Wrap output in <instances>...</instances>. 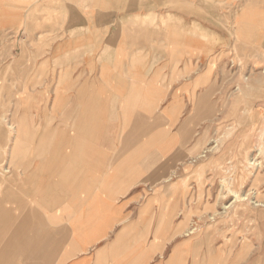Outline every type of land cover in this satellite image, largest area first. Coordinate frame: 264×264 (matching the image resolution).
<instances>
[{"label":"crops","instance_id":"0c3cea01","mask_svg":"<svg viewBox=\"0 0 264 264\" xmlns=\"http://www.w3.org/2000/svg\"><path fill=\"white\" fill-rule=\"evenodd\" d=\"M247 1L0 0V264H264V220L190 216L179 183L254 111L227 78Z\"/></svg>","mask_w":264,"mask_h":264},{"label":"rangeland","instance_id":"374dc122","mask_svg":"<svg viewBox=\"0 0 264 264\" xmlns=\"http://www.w3.org/2000/svg\"><path fill=\"white\" fill-rule=\"evenodd\" d=\"M263 1L264 0H248L245 8L243 7V11L247 8L254 9L253 7L259 8L260 10L261 6H264ZM253 2H260V3L258 6H253L252 5ZM249 5H251V7H249ZM236 8H240V5L237 4L236 6H234V9ZM253 93H254V96H253L252 106H254L253 107L254 111H251V112L245 111L242 113L241 112L237 113V117H238L237 126L232 129L228 127L229 126L228 125L229 116H227L226 121H225L227 122L226 123L227 127L222 128V129L217 128V130L211 129L209 134L207 133L205 134L206 135L205 137L207 138L205 137L202 138L203 143H201L202 141L201 139L198 140L199 142L197 141L195 148L191 150V152L185 154V158L189 157L187 158V161L185 160V163L189 164L190 175L188 177L187 176L185 177L186 179L183 181V183L182 181H180L179 183H181L182 185L181 187H190V207H191L190 216H195L198 219H203L202 216L200 215L202 212H208L207 214L213 211L222 212L223 210L221 209V207L225 204H229L233 200L231 197L228 196L229 194L228 190L232 189V191H240V190L248 191L249 189L254 188V187H251L250 185L251 181L249 182V180L245 179L244 173L242 172V168L238 167L239 166L238 162L243 161L242 160L243 156L252 157L258 152L256 150H260L261 157H260L259 162L262 163L261 164L262 168L259 171L261 172L260 174L262 176L261 179L264 177V134H261V132L264 131V113L260 114L262 116L256 115L257 109L260 108L259 104H262L264 102V96H263L264 88H256L253 90ZM247 131H248V134H246ZM236 132L237 134H235ZM220 134H222V136ZM216 140L218 141V144H219L218 151H213L212 153L207 154L206 158L197 160L196 158L204 152V149H207L213 146L212 141H216ZM227 151L229 154L227 153ZM220 155L223 158H222V161H220L221 164L217 166L216 168L215 166H212L211 162L221 157ZM227 161L230 162V164L231 163L232 164L226 165ZM4 163H6V160L5 159L1 160V164H4ZM211 167L213 168L215 167V170ZM219 167L221 171L219 170ZM13 168H11V170ZM216 169H218V172ZM11 174L12 173L10 171V173L7 174L6 176L8 177ZM256 186H257L256 187L257 193L263 197L264 196V178L263 180H260L256 184ZM223 196H225V198ZM203 201H206L207 203L205 207L201 208L200 205L203 203ZM208 202H211V203L208 204ZM236 206L232 208V213L230 214H233L234 216L233 218L240 217L239 219L241 218L245 219L246 216L242 214L241 207L240 206L236 207ZM237 213H238V216H235ZM253 219L255 221L253 225V231L262 230L261 229L262 224L257 223V222L262 221L260 217L257 216V217H254ZM211 222H215V221H211ZM196 226L197 225H195V227Z\"/></svg>","mask_w":264,"mask_h":264},{"label":"bare ground","instance_id":"6f19581e","mask_svg":"<svg viewBox=\"0 0 264 264\" xmlns=\"http://www.w3.org/2000/svg\"><path fill=\"white\" fill-rule=\"evenodd\" d=\"M264 2V1H263ZM262 2V3H263ZM260 2H253L252 5L253 6H258ZM251 4V3H250ZM264 5V3H263ZM249 7H251V5H249ZM254 9H250L247 8L246 10L248 11L247 14V29H246V35L243 34V28L242 26L246 25V22H243L242 24L238 23V27L239 30L237 32V42L236 45L233 47V53H232V57L230 58L227 65L231 66V73L228 72V74H233V75H228L227 78L231 79V82L234 79H237V82H235L234 85V90L236 92H243L245 89H250V90H254L256 88H264V67L262 68H256L257 63L261 62L264 63V37H263V33H264V12L261 11V9L259 10V8H255ZM235 19V18H234ZM233 19V20H234ZM237 20V19H236ZM234 25V23H233ZM136 27V26H135ZM144 29V28H143ZM232 30V29H231ZM235 30V29H234ZM206 38L208 37V34H206ZM233 37V36H232ZM219 38V37H218ZM234 39V38H233ZM144 40V39H143ZM207 41H209L208 39H206ZM133 41V40H132ZM211 41V40H210ZM140 44V43H139ZM141 46V45H140ZM136 54V53H135ZM231 57V56H230ZM224 60V59H223ZM253 61V62H252ZM223 62V61H222ZM252 62L253 66L252 68H248L247 64ZM208 63V62H207ZM216 64V63H215ZM150 65V64H149ZM215 67V66H214ZM206 69V68H205ZM153 70V69H152ZM214 70V69H213ZM250 70V71H249ZM212 73V72H211ZM214 73V72H213ZM212 73V74H213ZM223 74V73H222ZM227 75V74H226ZM231 77V78H230ZM213 81V80H212ZM211 83V82H210ZM225 84V83H224ZM213 85H210V87H212ZM223 87V86H222ZM208 88V87H206ZM220 88V87H219ZM206 90V89H205ZM219 90V89H217ZM215 93V91H214ZM233 93V92H232ZM219 94V93H218ZM244 96V95H243ZM264 96V95H263ZM230 98V97H229ZM111 99V98H110ZM211 99V98H210ZM213 99V98H212ZM218 100V99H217ZM220 101V100H219ZM202 102V101H201ZM210 103V102H209ZM244 103V102H243ZM161 104V103H160ZM208 104V103H207ZM222 108V107H221ZM201 109V108H199ZM246 109V108H245ZM253 110V109H251ZM249 112V111H248ZM251 112V111H250ZM259 112L257 111L256 115H258ZM263 114V113H262ZM211 115V114H210ZM219 115V114H218ZM247 115V114H246ZM245 118V117H244ZM83 120V118H82ZM243 120V119H242ZM247 120V119H246ZM87 121V119H86ZM210 122V121H209ZM245 122V121H244ZM224 123V122H223ZM243 123V122H242ZM209 124V123H208ZM249 124V123H248ZM260 126V125H259ZM210 128V127H209ZM239 129V128H238ZM261 131V130H260ZM259 131V132H260ZM224 133V132H223ZM138 134V133H137ZM205 134V133H204ZM230 134V133H229ZM261 134H264V131L261 132ZM222 136V134H220ZM219 135V136H220ZM204 136V135H203ZM206 136V135H205ZM204 136V137H205ZM226 136V135H225ZM203 137V138H204ZM228 137V136H227ZM230 137V136H229ZM263 137V136H262ZM1 138V137H0ZM88 138V137H87ZM201 138V137H200ZM207 138V137H205ZM55 139V138H54ZM82 139V138H81ZM198 139V138H197ZM202 139V138H201ZM218 139V138H217ZM66 140V139H65ZM206 140V139H205ZM212 140V139H211ZM2 141V140H1ZM43 141V140H42ZM49 141V139H48ZM193 141V140H192ZM3 142V141H2ZM36 142V141H35ZM77 142V141H76ZM195 142V141H194ZM199 142V141H198ZM211 142V141H210ZM42 143V142H41ZM65 143V142H64ZM80 142L78 141L77 144H79ZM201 143H203V140L201 141ZM258 143V142H257ZM5 144V143H4ZM7 144V143H6ZM40 144V143H39ZM44 144V143H43ZM42 144V145H43ZM73 144V143H72ZM86 144V143H85ZM193 144V143H192ZM213 146H211L210 148L204 149V152L199 155L196 159L200 160L203 158L207 157V154L212 153L213 151H218L219 148V144L218 141H212ZM60 145V144H59ZM33 146V145H32ZM67 146V145H66ZM75 146V145H74ZM207 146V145H206ZM263 146V145H262ZM49 147V146H48ZM58 147V146H57ZM56 147V148H57ZM78 147V146H77ZM85 147V146H84ZM143 147V146H142ZM146 147V146H144ZM192 147V145H191ZM231 147V145H230ZM235 147V146H234ZM38 148V145L37 147ZM69 148V147H68ZM148 148V147H147ZM188 148V147H187ZM227 148V147H226ZM61 149V148H60ZM74 149V148H73ZM85 149V148H83ZM232 149V148H231ZM235 149V148H234ZM251 149V148H250ZM260 149V148H259ZM263 149V148H262ZM144 150V149H143ZM142 150V151H143ZM193 150V149H192ZM225 150V149H224ZM223 150V151H224ZM36 151V150H34ZM45 151V149H44ZM229 151V150H228ZM227 151V153H228ZM258 151L254 156L250 157V156H243L242 160L243 161H239L238 162V167L242 168V172L244 173L245 179L249 180V182L251 181L250 185L251 187H254L253 189H249L248 191H244V190H240V191H229L228 196L231 197L233 200L229 203V204H225L221 207V209L223 210L222 212H218V211H213L210 212L209 214H207L208 212H202L200 215L202 216V218H207L210 219L209 221H217L220 219H224L225 217L230 218V217H234L232 213V208H234V206L236 207H241L242 210V214L246 217H250V218H254L259 216L260 219L263 221L264 220V196H260L257 193L256 190V184L260 181L263 180V178L261 179V172L259 170H261L262 168V163H260V150H256ZM263 151V150H262ZM40 152V151H38ZM37 152V153H38ZM58 152V151H57ZM158 152V151H157ZM191 152V149H190ZM235 152V151H233ZM55 153V152H53ZM72 153V152H71ZM189 153V152H188ZM226 153V152H225ZM41 154V152H40ZM39 154V155H40ZM222 154V153H220ZM229 154V153H228ZM15 155V154H14ZM44 155V154H43ZM55 155V154H54ZM62 155V154H61ZM74 155V153H73ZM76 155V153H75ZM157 155V154H156ZM159 155V154H158ZM49 156V155H48ZM52 156V155H50ZM81 156V155H80ZM160 156V155H159ZM211 156V155H210ZM221 156V155H220ZM74 157V156H73ZM155 157V156H154ZM153 157V159H154ZM230 157V156H229ZM10 158V157H9ZM189 158V157H188ZM217 158V157H216ZM222 156L217 158L216 160H214L213 162H211L212 166H215L217 168V166H219L221 164L220 161H222ZM51 159V158H50ZM67 159V158H65ZM156 159V158H155ZM214 159V158H213ZM231 159V158H230ZM52 160V159H51ZM64 160V159H63ZM59 161V160H58ZM65 161V160H64ZM63 161V162H64ZM190 161V160H189ZM55 162V161H54ZM151 162V160L149 161ZM226 162V161H225ZM224 162V163H225ZM234 162V161H233ZM127 163V162H126ZM206 163V162H205ZM152 164V163H151ZM185 164V163H184ZM230 164V162L227 161L226 165ZM69 165V164H67ZM235 166V164H234ZM233 166V167H234ZM14 167V166H13ZM215 167H211L215 170ZM221 167V166H220ZM219 167V170H220ZM224 167V165H223ZM18 168V167H17ZM232 168V167H231ZM10 168H8L6 166V164H1L0 163V184H5L7 181V174L10 173ZM233 169V168H232ZM218 172V169H216ZM13 171V170H12ZM150 171V170H149ZM221 171V170H220ZM228 171V170H227ZM231 171V170H230ZM241 171V170H240ZM255 171V172H254ZM257 171V172H256ZM59 173V172H58ZM182 173V172H181ZM221 173V172H220ZM226 173V172H225ZM15 174V173H14ZM55 174V173H54ZM57 174V173H56ZM42 175V174H41ZM173 175V174H172ZM240 177V176H239ZM215 178V177H214ZM186 179V178H185ZM171 180L170 177H168V179L166 180V182H169ZM232 180V179H231ZM246 180V181H247ZM9 181V180H8ZM7 181V182H8ZM233 181V180H232ZM13 182V181H12ZM36 182V181H35ZM165 182V181H164ZM209 182V180H208ZM248 182V181H247ZM12 184V183H11ZM69 184V183H67ZM240 184V183H239ZM19 185V184H18ZM158 185V184H157ZM20 186V185H19ZM141 186V185H140ZM156 186V185H155ZM232 186V185H231ZM240 186V185H239ZM160 187V186H159ZM234 187V186H233ZM243 187V186H242ZM244 188V187H243ZM262 188V187H261ZM221 189V187H220ZM229 189V188H228ZM220 193V192H219ZM5 195V194H4ZM26 196V195H25ZM5 197V196H4ZM3 197V198H4ZM225 198V196H223ZM219 198V197H218ZM5 199V198H4ZM1 200V199H0ZM239 204V205H238ZM236 209V208H235ZM187 212V211H186ZM189 215H191V213H189ZM199 216V217H201ZM238 216V213L235 215ZM228 220V219H227ZM226 223V222H225ZM197 231L196 227H191L188 231L189 234L194 233ZM196 234V233H195Z\"/></svg>","mask_w":264,"mask_h":264}]
</instances>
